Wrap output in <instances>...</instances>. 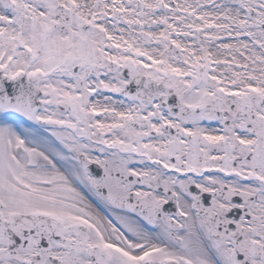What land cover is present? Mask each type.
I'll list each match as a JSON object with an SVG mask.
<instances>
[{
  "label": "snow or ice",
  "instance_id": "obj_1",
  "mask_svg": "<svg viewBox=\"0 0 264 264\" xmlns=\"http://www.w3.org/2000/svg\"><path fill=\"white\" fill-rule=\"evenodd\" d=\"M0 264H264V0H0Z\"/></svg>",
  "mask_w": 264,
  "mask_h": 264
}]
</instances>
